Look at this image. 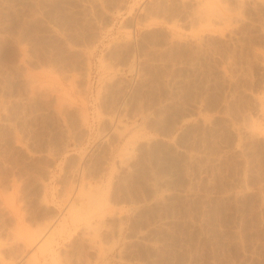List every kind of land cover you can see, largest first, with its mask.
<instances>
[{
    "label": "rangeland",
    "instance_id": "1",
    "mask_svg": "<svg viewBox=\"0 0 264 264\" xmlns=\"http://www.w3.org/2000/svg\"><path fill=\"white\" fill-rule=\"evenodd\" d=\"M0 264H264V0H0Z\"/></svg>",
    "mask_w": 264,
    "mask_h": 264
},
{
    "label": "bare ground",
    "instance_id": "2",
    "mask_svg": "<svg viewBox=\"0 0 264 264\" xmlns=\"http://www.w3.org/2000/svg\"><path fill=\"white\" fill-rule=\"evenodd\" d=\"M146 32V31H145ZM148 34V33H147ZM44 244H42V246H43ZM50 251V250H49Z\"/></svg>",
    "mask_w": 264,
    "mask_h": 264
}]
</instances>
